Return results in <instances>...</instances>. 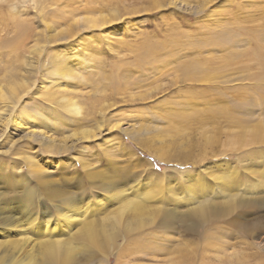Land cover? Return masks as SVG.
I'll use <instances>...</instances> for the list:
<instances>
[{
    "label": "rangeland",
    "instance_id": "1",
    "mask_svg": "<svg viewBox=\"0 0 264 264\" xmlns=\"http://www.w3.org/2000/svg\"><path fill=\"white\" fill-rule=\"evenodd\" d=\"M209 100L264 136V0H0V264H264V138Z\"/></svg>",
    "mask_w": 264,
    "mask_h": 264
},
{
    "label": "bare ground",
    "instance_id": "2",
    "mask_svg": "<svg viewBox=\"0 0 264 264\" xmlns=\"http://www.w3.org/2000/svg\"><path fill=\"white\" fill-rule=\"evenodd\" d=\"M211 32V31H210ZM223 32V31H222ZM222 32H213L212 31V33L210 34V36L209 37H206L205 39H204V43L206 42V41H208L207 39H209L210 41L212 40V41H215V40H217L218 41V43H222V39H220L221 37H223V34H222ZM206 36V35H205ZM224 43V42H223ZM167 61V60H166ZM196 65V64H195ZM63 70V69H62ZM64 74V73H63ZM212 101V100H211ZM213 102V101H212ZM212 102H210V100H209V102L207 103L208 104V106L206 107L207 109L205 110V111H210V113L211 114H214V115H216L217 117H223V118H225L226 120H227V122L229 123V124H231V126L233 125L234 127H238V128H240V132H239V134H238V136H239V138L242 140L243 139V142H258V141H261V139L262 138H264V136L263 135H260V136H258V135H256V134H254V133H248L247 131H249V130H246V128H247V126H243V124H242V122H241V120L239 119V116H237V112L233 109V108H231L230 106L228 107V106H226V105H218L217 103H215V101L212 103ZM74 106H75V104H73ZM78 107V106H77ZM76 107V108H77ZM245 129V130H244ZM241 131H246L247 132V134H248V137H246V138H244V135L242 134V132ZM264 131V130H263ZM226 185V184H225ZM75 202V201H74ZM74 204V203H73ZM72 204V207H74V210L76 209L75 208V205H73ZM135 205V204H134ZM197 205V204H196ZM124 207V206H123ZM198 207V206H197ZM138 208V207H137ZM124 209V208H123ZM136 210V209H135ZM138 210H139V208H138ZM144 211V210H143ZM66 216H68V213H66ZM132 216V215H131ZM90 223L89 222H87L86 224H84L85 226L83 227H80V230H81V228H82V231L84 232V233H87V232H89L88 234H90V231L88 230L89 229V227H90V225H89ZM165 225V224H164ZM94 231V230H93ZM96 231V230H95ZM79 232V231H78ZM82 232V233H83ZM82 233H80V234H82ZM58 238H60V237H58ZM141 239V238H140ZM140 239H138V240H140ZM130 240V239H129ZM25 241H27V240H25ZM131 241L133 242V240H130V242H129V244L131 243ZM39 244V243H38ZM61 244V239H57V238H47V239H43V241H42V245L43 246H41V247H43V249H44V252H49V253H54L55 252V250H56V248L58 247V245H60ZM34 245V244H33ZM129 246V245H128ZM143 246V245H142ZM141 246V247H142ZM61 247V246H60ZM144 247V246H143ZM59 248V247H58ZM145 248V247H144ZM143 248V249H144ZM142 249V248H141ZM142 249V250H143ZM22 261V260H21ZM21 261H19V262H21ZM23 264H27L28 263V261H26V260H24L23 259ZM18 262V263H19Z\"/></svg>",
    "mask_w": 264,
    "mask_h": 264
}]
</instances>
